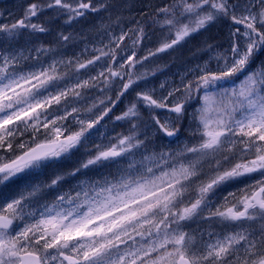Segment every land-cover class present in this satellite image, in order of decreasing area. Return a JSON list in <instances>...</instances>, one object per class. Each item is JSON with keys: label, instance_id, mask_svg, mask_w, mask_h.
Instances as JSON below:
<instances>
[{"label": "snow or ice", "instance_id": "obj_1", "mask_svg": "<svg viewBox=\"0 0 264 264\" xmlns=\"http://www.w3.org/2000/svg\"><path fill=\"white\" fill-rule=\"evenodd\" d=\"M44 8L31 3L21 19L0 24L7 45L0 48V264H264V66L247 71L264 51V0H173L151 16L166 35L145 56L136 49L146 29L136 21L93 45L91 58L53 55L51 63L42 57L56 48L41 44L25 55L14 47L25 32L36 39L49 32L33 22ZM46 8L71 24L107 3L48 0ZM221 18L231 21L233 43L230 57L217 55V70L205 64L166 95L136 90L149 75L136 65ZM73 39L61 32L57 45ZM27 60L36 63L24 70ZM117 80L113 106L135 91L115 117L127 132L107 143L101 133L98 142L112 108L104 99L80 101L86 90L103 92ZM189 116L194 140L172 150ZM156 139L160 150L150 147ZM81 149L83 158L63 170ZM234 183L242 186L214 204L217 190ZM191 222L207 229L197 235L186 230Z\"/></svg>", "mask_w": 264, "mask_h": 264}, {"label": "rangeland", "instance_id": "obj_2", "mask_svg": "<svg viewBox=\"0 0 264 264\" xmlns=\"http://www.w3.org/2000/svg\"><path fill=\"white\" fill-rule=\"evenodd\" d=\"M167 0H93V4L99 6L107 3V8L102 9L99 12H89L84 17H81L78 21H74L71 24L66 23V15L63 12H57L52 9H47L46 5L48 0H0V24H11L18 19H21L24 15V11L27 6L31 3H39L45 6L44 11L33 18V22L44 24L49 32L43 34L39 39L35 37H29L27 32L25 35L18 39V42L14 45L17 51L24 50L25 55H28V50L35 49L36 47L43 44L45 47L51 46L56 48L57 51L52 55L42 57L45 63H51L53 55L55 58L60 59L61 57L67 59L68 57L81 56L82 59L91 58L96 55L92 51L93 45L101 46V44H107L110 40V33L119 36L122 31H128L136 25V21H142L149 17V14L155 12V9ZM72 3H76V0H70ZM146 14V15H145ZM153 15V13H152ZM61 26V32L65 34H71L74 39L70 41L67 46H58L57 38L59 32L55 35L51 33L55 32ZM156 29H150L146 32V37L142 44L137 47L138 57H143L147 54L149 49H155L159 46L166 33L159 28L157 25L154 26ZM213 27L217 32V39L212 44L206 42H198L200 33H203L205 29ZM59 30V31H60ZM231 21L227 19H219L215 22L210 23L205 28L193 33L187 37L180 44L176 45L173 49H169L164 53H159L156 56L150 57L147 61L142 64L136 65V72L149 73L146 80L138 82L139 87L136 90L142 88L155 89L156 94H165L167 91L179 85L181 77L186 76L190 79L193 75L199 72L200 67L207 64L210 70H217L218 61L216 59L218 54H224L231 56V45L233 43ZM51 34V35H50ZM51 40V41H50ZM125 45H129L130 41L125 40ZM87 44V51H85V45ZM243 46V45H241ZM7 47L0 42V48ZM131 49L129 48L128 54ZM32 55H35L34 51ZM36 61L27 60L21 64L24 70H28ZM223 63V61H219ZM259 65H252V62L248 66L247 71H256ZM83 71V70H82ZM92 75L96 74V70H93ZM83 78H87V74ZM238 79H243V76H239ZM164 83L165 87L162 89L160 86ZM122 87L119 80L115 81L109 88H105L103 92L100 89H88L83 100L80 101L81 106L91 105L93 102H98L100 99H104L105 103L112 108V111L107 117L101 121L99 131L96 133L94 139L98 142L102 139L101 133L104 134V142L107 143V138L115 136L118 133L127 132V126L123 122L115 120L113 117L114 107L109 103V97L111 100L116 101L117 93ZM136 86H134L135 88ZM128 93L133 96L130 99L135 98V91L130 90ZM133 93V94H132ZM127 93L123 96L125 97ZM129 96V95H128ZM122 98V97H121ZM119 100L116 102L118 103ZM115 103V104H116ZM104 105H100L97 111L102 110ZM194 109H189L191 113ZM167 115V113H163ZM94 118V117H93ZM150 116L147 110L144 112V121L149 122ZM191 116L183 122V127L179 136V140L171 144V149L175 150L178 146L182 147L183 142L186 141L187 134H190L189 121ZM195 125L193 124V127ZM150 147H155L160 150L161 145L158 139L154 140ZM209 171L208 164H204V172ZM245 182H250L245 178ZM242 185L229 184L223 186L217 190L216 194L212 197L214 204L222 203L224 197L229 192H235L238 187ZM195 193L193 192L192 195ZM207 225L202 222H191L189 224V231L195 230L198 235L200 231H205ZM214 231H222L219 225L213 226ZM207 238V237H205Z\"/></svg>", "mask_w": 264, "mask_h": 264}, {"label": "trees", "instance_id": "obj_3", "mask_svg": "<svg viewBox=\"0 0 264 264\" xmlns=\"http://www.w3.org/2000/svg\"><path fill=\"white\" fill-rule=\"evenodd\" d=\"M173 0H167L166 2L163 3V5H170L172 4ZM154 13V12H152ZM152 13L149 14V17H146L143 21L142 24L144 25L146 32L150 29H156L154 26H156L152 19ZM60 30V27L53 33L51 34H55L56 32H58ZM198 42H206L207 44L210 43L212 44L214 42V40L217 39V32H215L213 27H210L209 29H205L203 33H200L198 38H196ZM252 65H259L258 67L261 68L262 66H264V51L258 52L256 54V56L253 58L252 60ZM258 68V69H259ZM257 69V70H258ZM133 94V93H132ZM129 95V96H128ZM133 98V96H131L130 93H127V95L125 97H122L119 99V102L116 103L113 107V117L119 115L128 105V103L130 102V99ZM188 136H186V141H193L194 137L191 134H187ZM83 158V149H81V151L79 153H77L72 160L70 161H66L64 162L63 165H61V168L63 170H68L71 166H73L79 159ZM51 170H49V172H46L44 175L39 176L37 178L38 182H43L46 181L49 178Z\"/></svg>", "mask_w": 264, "mask_h": 264}]
</instances>
